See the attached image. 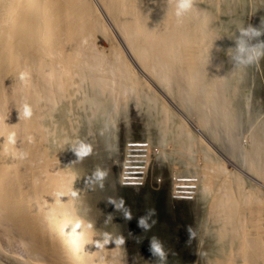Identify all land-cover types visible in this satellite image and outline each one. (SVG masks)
<instances>
[{"label":"bare ground","instance_id":"6f19581e","mask_svg":"<svg viewBox=\"0 0 264 264\" xmlns=\"http://www.w3.org/2000/svg\"><path fill=\"white\" fill-rule=\"evenodd\" d=\"M197 4L177 19L175 0H0V259L264 264V161L263 175L254 170L264 158V90L254 84L251 64L235 67L226 55L244 22L219 17L239 6L260 28L264 1ZM99 35L107 48L98 46ZM135 68L183 119L160 105ZM129 97L150 106L153 129L144 134L150 144L168 148L151 154L146 144H127L117 184L125 190L148 184L146 166L135 162L144 152L151 154L150 173L164 163L194 168L196 176L184 172L172 182V201L194 195L181 238L156 236L159 225L132 233L118 219L119 135L110 132L108 113H120ZM25 101L28 119L19 115ZM255 119L261 125L252 130ZM81 142L91 153L76 158ZM194 150L203 152L200 164ZM97 169L103 180H89ZM154 239L163 257L150 251Z\"/></svg>","mask_w":264,"mask_h":264},{"label":"rangeland","instance_id":"374dc122","mask_svg":"<svg viewBox=\"0 0 264 264\" xmlns=\"http://www.w3.org/2000/svg\"><path fill=\"white\" fill-rule=\"evenodd\" d=\"M248 1L253 3V5H255V3L256 4L259 3L258 2L259 0H248ZM193 3L195 6H198L197 3H200V0H194ZM219 14H220L219 17H222L226 20L232 19L233 17L234 18L239 17L244 22L245 26L251 25L253 27L258 28V24L255 22L256 18L252 15V13L247 12L245 10L242 11L241 7L239 6L234 7L231 11L227 13L225 12L224 14L221 13ZM260 28L262 31H264V19L262 20ZM99 36L100 37L97 38L98 46L102 48H107L105 38H103V35H99ZM258 42H264V32H262L261 36L254 39L250 43L256 44ZM250 70L253 74L252 76H253L254 84L259 83L262 89L264 90V56H261L258 60L253 62L251 64ZM134 71L137 75H139L142 78L143 80L142 82L144 83L145 88L155 93L159 103H161L160 104L161 106L164 105L168 107L170 111L173 112L178 118L183 119V117H181V115L178 114L179 112L177 113V111L173 107L174 104L171 101H167L168 99L164 97L165 95L159 92L158 88H156L150 81L145 79L137 71L136 68L134 69ZM160 105L158 107H160ZM120 106L122 108L120 113L115 114L112 111H110L111 113H108L109 114L108 120L110 119L109 123L113 125L110 132L115 131V133H118L119 135L118 165L114 167V179H113L115 180V192H116L113 196H117V198H113V203L116 206V210L120 213L118 217L119 221L120 220L122 221V226L125 230L132 229V233L134 231H138L139 233L143 232V229L145 228L140 226L138 222L140 218H145L146 223L149 225L148 228H152V226H157V225H159V227L162 228L160 233H157L156 236H158L159 234H164L168 237L177 236L181 238L183 236L188 235V227H189V219H190L189 207L191 206V203L193 201H191L192 199L191 200L180 199L178 201H174V200L172 201L170 199V197L172 196L170 195V193H171V189H173L174 186L172 182H174L173 179L175 178V176L181 175V173L184 172H186L190 177L194 175L196 176L195 174L196 172L194 168L189 169V168H185V166H183L182 164H177V167H175L177 169L173 167L169 169V167L167 166L168 163H164L163 166H161V168L158 169L159 171L157 170L158 172L152 171L150 173V168H149L150 164L147 163V160L150 161L151 154L154 153L162 154L163 150L167 149L168 146L164 148V146L159 143L150 144L149 140L146 138V136H144L146 130L152 131L153 129V126L150 122L152 119L150 117V114L148 113L150 106H148L146 101L145 102L142 100L138 101L137 99L135 100L134 98L129 97L127 100H125V103L123 102L122 104H120ZM255 121L257 122L256 126H255ZM255 121L253 126L250 127L252 130H255L257 126L258 128H260L261 124L256 119ZM250 124L252 125V122ZM188 127L190 128L189 125ZM114 129H116L117 131ZM126 130L128 132L125 134ZM98 132L100 133L101 130H99ZM193 133L195 132L193 131ZM247 141L245 140L246 144L248 143ZM127 144L128 145L146 144L147 146H149L148 148L149 153H151V154H148L146 152L140 153V156L141 155L143 156L142 158L143 161H135L137 163H143L146 166L147 173L145 179L147 180L149 179V182H147L148 184H145L144 182L145 186L144 184L142 185L143 180H140L141 181L139 183L140 185L137 186L139 187L138 189H134V188L126 189V190L120 189V186H118L117 184L118 179L120 177L121 169L123 167L122 165L123 151H125L126 146H128ZM158 144L161 145L163 148H161ZM191 155L192 157H194L195 159L194 162H196V164L197 163L200 164L201 161L203 162V159L201 158L203 156V152L199 150H194L191 152ZM180 159L181 157L179 158V160ZM176 160H178V158H176ZM263 161L264 158L261 160V163L259 164L260 167L258 169L254 168V170L259 172V174L262 172V170L260 169L262 168L261 164L263 163ZM224 168H226L227 170L231 169L226 166ZM169 179H171L170 185H169ZM163 184H165V186ZM247 187L251 189L252 185L249 184L247 185ZM193 197L194 195L192 196V198ZM125 213H131V215L137 213L139 216L136 219H132V218L129 219V216H127ZM132 247H135V245ZM0 261H2L5 264H16L15 262H13L12 259L9 258H1Z\"/></svg>","mask_w":264,"mask_h":264},{"label":"clouds","instance_id":"9594fccd","mask_svg":"<svg viewBox=\"0 0 264 264\" xmlns=\"http://www.w3.org/2000/svg\"><path fill=\"white\" fill-rule=\"evenodd\" d=\"M192 8L193 0H175L174 16L177 19H180L184 17L186 13L190 12ZM235 32L238 33V35L235 36L234 47L226 51V55L231 58L235 67H246L258 60L261 56H264V42H258L256 44L250 43L261 36L262 32H264L261 28H256L251 25L245 27L243 23ZM27 77L28 73H21L20 78L22 80L27 79ZM19 115H22L25 119L32 116V107L28 102L25 101L20 105ZM8 140L10 144H16L15 132L9 134ZM90 153V145L83 142H81L74 150L76 158H84ZM27 155L26 152L18 151V157L20 159H25ZM105 175L106 173L103 170L97 169L89 180L102 181ZM73 195H76L75 190H73ZM138 223L145 229L149 227L145 218H140ZM150 251L161 257L164 255L162 246L155 239L150 241Z\"/></svg>","mask_w":264,"mask_h":264},{"label":"built area","instance_id":"2783aa9c","mask_svg":"<svg viewBox=\"0 0 264 264\" xmlns=\"http://www.w3.org/2000/svg\"><path fill=\"white\" fill-rule=\"evenodd\" d=\"M259 1H264V0H259ZM258 1V2H259ZM131 168H138V167H131ZM189 194L187 195V197H184V198H186V199H184V200H191V199H193L192 198V196H193V194H192V192H188ZM174 196H179V193H174Z\"/></svg>","mask_w":264,"mask_h":264},{"label":"water","instance_id":"95a60500","mask_svg":"<svg viewBox=\"0 0 264 264\" xmlns=\"http://www.w3.org/2000/svg\"><path fill=\"white\" fill-rule=\"evenodd\" d=\"M0 264H5V263H3L2 261H0Z\"/></svg>","mask_w":264,"mask_h":264}]
</instances>
